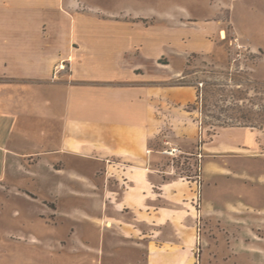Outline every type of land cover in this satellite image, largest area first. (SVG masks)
I'll return each mask as SVG.
<instances>
[{
    "label": "rangeland",
    "instance_id": "1",
    "mask_svg": "<svg viewBox=\"0 0 264 264\" xmlns=\"http://www.w3.org/2000/svg\"><path fill=\"white\" fill-rule=\"evenodd\" d=\"M79 1L78 9L88 8L85 1L118 13L119 21L189 30L174 31L186 39L183 70L168 82L199 94L184 108L192 113L181 123L189 140H167L157 147L161 155L149 147L156 170L143 174L144 197L130 169L129 192L117 191L126 184L122 170L112 172L108 191L71 188L60 208L45 185L33 186L35 193L0 185V264H264V0ZM166 64L163 57L158 68L170 72ZM182 95L192 92L183 88ZM224 128L256 129L263 150L208 153ZM172 149L176 157L164 154ZM72 165L97 181L96 162ZM223 167L236 173L223 174ZM20 180L12 176L11 185ZM102 199L105 208L96 209Z\"/></svg>",
    "mask_w": 264,
    "mask_h": 264
},
{
    "label": "crops",
    "instance_id": "2",
    "mask_svg": "<svg viewBox=\"0 0 264 264\" xmlns=\"http://www.w3.org/2000/svg\"><path fill=\"white\" fill-rule=\"evenodd\" d=\"M81 2L88 8L78 9L79 0H0V185L24 193L45 185L58 208L71 188L105 193L112 172L122 170L126 184L117 191L129 192L128 169L137 171L138 193L146 196L143 174L156 170L149 147L161 155L157 147L167 140L187 142L181 123L192 113L184 108L198 99L194 88L168 83L183 70L186 39L174 31L189 30L119 21L118 13ZM163 57L170 72L158 68ZM254 130L224 128L207 152L260 153ZM73 161L96 162L97 181ZM12 176L21 177L15 186ZM258 177L264 184V174Z\"/></svg>",
    "mask_w": 264,
    "mask_h": 264
},
{
    "label": "built area",
    "instance_id": "3",
    "mask_svg": "<svg viewBox=\"0 0 264 264\" xmlns=\"http://www.w3.org/2000/svg\"><path fill=\"white\" fill-rule=\"evenodd\" d=\"M171 153V154H174L173 157H176L178 154H175V152H177L176 150L172 149L171 151H165L164 154H167V153ZM167 155H170V154H167ZM171 156V155H170Z\"/></svg>",
    "mask_w": 264,
    "mask_h": 264
},
{
    "label": "bare ground",
    "instance_id": "4",
    "mask_svg": "<svg viewBox=\"0 0 264 264\" xmlns=\"http://www.w3.org/2000/svg\"><path fill=\"white\" fill-rule=\"evenodd\" d=\"M167 154H170V155H172V154H171V153H169V152H168ZM172 156H173V155H172Z\"/></svg>",
    "mask_w": 264,
    "mask_h": 264
},
{
    "label": "trees",
    "instance_id": "5",
    "mask_svg": "<svg viewBox=\"0 0 264 264\" xmlns=\"http://www.w3.org/2000/svg\"><path fill=\"white\" fill-rule=\"evenodd\" d=\"M198 99H199V94H198ZM198 99H197V100H198Z\"/></svg>",
    "mask_w": 264,
    "mask_h": 264
}]
</instances>
